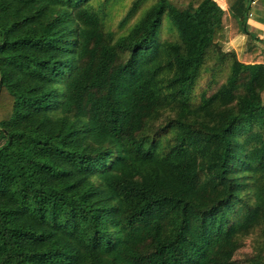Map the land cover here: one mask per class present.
Listing matches in <instances>:
<instances>
[{
  "label": "trees",
  "instance_id": "obj_1",
  "mask_svg": "<svg viewBox=\"0 0 264 264\" xmlns=\"http://www.w3.org/2000/svg\"><path fill=\"white\" fill-rule=\"evenodd\" d=\"M250 2L0 0V264H264Z\"/></svg>",
  "mask_w": 264,
  "mask_h": 264
},
{
  "label": "crops",
  "instance_id": "obj_2",
  "mask_svg": "<svg viewBox=\"0 0 264 264\" xmlns=\"http://www.w3.org/2000/svg\"><path fill=\"white\" fill-rule=\"evenodd\" d=\"M175 1L181 3L183 0ZM215 1L226 11L225 24H230L227 0ZM253 43L264 47V0H251L246 26L235 34H229L224 48L234 50L239 58H243Z\"/></svg>",
  "mask_w": 264,
  "mask_h": 264
}]
</instances>
